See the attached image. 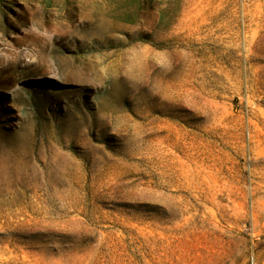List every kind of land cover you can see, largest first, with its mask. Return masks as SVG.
Returning a JSON list of instances; mask_svg holds the SVG:
<instances>
[{
  "label": "rangeland",
  "instance_id": "374dc122",
  "mask_svg": "<svg viewBox=\"0 0 264 264\" xmlns=\"http://www.w3.org/2000/svg\"><path fill=\"white\" fill-rule=\"evenodd\" d=\"M0 264H264V0H0Z\"/></svg>",
  "mask_w": 264,
  "mask_h": 264
}]
</instances>
